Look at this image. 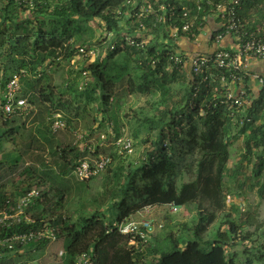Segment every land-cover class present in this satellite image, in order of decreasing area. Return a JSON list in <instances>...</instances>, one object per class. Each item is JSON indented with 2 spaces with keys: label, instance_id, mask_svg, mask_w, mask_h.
Here are the masks:
<instances>
[{
  "label": "trees",
  "instance_id": "trees-1",
  "mask_svg": "<svg viewBox=\"0 0 264 264\" xmlns=\"http://www.w3.org/2000/svg\"><path fill=\"white\" fill-rule=\"evenodd\" d=\"M0 1V29L8 26L12 31L7 48L3 52L2 86L11 75L19 71L25 72L26 75L21 79V95L27 98L32 106L33 102L38 105H50V116L59 112L67 130L71 128L72 120L84 119L88 115L90 104L98 101V106L90 109L101 115V124L107 123L106 128L109 129V123L112 122L108 111L114 97V84L113 79H108L104 74V65L99 58L93 62L86 60L83 67L74 71L76 77L59 86L57 97L51 79L44 75V70L50 68L57 60L70 63V60L77 58L78 45L86 51L91 48L92 42L81 41L79 36L81 26L89 22H97L104 34L113 35V43L121 38V33L130 36L137 25H129L128 30L121 28L123 14L127 11L126 0H31L32 9L23 4L17 5L14 0ZM157 4L174 7L177 15L181 5L192 9V15L197 14L201 21L200 29L196 30V25L192 30L196 35H199L205 26V22L201 20L203 15L206 13L208 16L212 12L203 4L204 12L196 13L195 0H157ZM25 12L29 13L28 16L23 15ZM239 12L247 29L254 30L259 27L264 34V0H240ZM22 15L26 20L21 21ZM253 16L258 20L253 21ZM125 21L128 24L130 22ZM153 22V17L143 21L146 28L142 31L149 29L148 33L156 36L154 40L146 43L145 52L126 44L123 47L116 46L109 52L112 57L122 53H125L127 58L134 57L135 67L141 72L138 76L139 85L135 87L139 93H145L150 86L160 91V98L154 104L156 113L144 116L140 122L146 127L147 133L143 143L148 144L143 157L137 165L127 163L125 167L120 168L124 170L123 187L116 192L120 201L112 202L108 207L109 210L118 212L107 217L95 210L89 216L82 214L76 221L71 222L61 213L65 198L64 189L59 188V193L52 197V189L47 187L41 191L40 201L33 209L32 216L37 221L36 225L18 226L13 228V231L37 229L41 226L40 221L48 216H55L54 213L59 208V215L51 223L57 238L62 240L64 254L60 264H74L76 258L82 254L89 255V264H237L235 255L229 253V249L235 246L242 247V255L246 257L245 264H264V246L255 240L256 236H264L260 233L264 223L258 220L257 213H246L244 220L239 223L230 213L224 214L226 199L231 196L230 188L224 181L231 141L244 136L245 152L234 168L235 175L249 165L253 156L258 160L260 167L264 165L263 153L253 151L264 145V92H259L253 102L251 121L244 122L242 126L234 124L225 116L223 106L218 103L214 105L219 101L213 93L215 87L219 89L217 83L206 87L200 85L197 78L183 79L180 74L182 70L170 67L163 60L154 68L149 66L147 57L154 54L157 38L161 41L168 39V23ZM177 24L180 26L181 21ZM20 31L25 33L18 34ZM214 34L212 33V37ZM179 35L192 40L188 33ZM168 69L170 70L167 71ZM82 72H86V77L91 78L92 82L78 89L79 82L84 80ZM178 78H182V87L179 94H176L171 92L168 84L170 79ZM195 87L199 89L198 95L194 93ZM129 92L133 91L130 89ZM31 114L34 113L31 112L28 116ZM259 119H263L262 123L256 125ZM35 120L43 130L36 129L38 137H31L24 154H34L44 167L45 147L50 156L58 155L57 176L59 182H62L72 173L77 159L84 154L72 147V141L64 142L59 139V142L54 144L50 117H44L40 111ZM23 127V124L14 127L10 125L9 119H4L0 125V149L3 143H14ZM233 128L236 129L234 134ZM111 130L119 135L114 127ZM137 137V134H133V138ZM34 144L37 145L38 152L32 151ZM113 155L120 161L127 159L116 156L115 152ZM22 156V153L13 157L8 154L5 156L3 161L8 164V172L18 170L22 164ZM109 157L111 165L113 157ZM2 164L4 162L0 161V167ZM179 167L185 171L187 181L177 185L174 178L178 173L180 176L184 173L179 172ZM36 169L29 166L21 170L20 175L27 176L26 181L19 182L18 191L9 197L0 193V207L7 200H16L29 190L38 189L37 187L45 184L43 178L37 176ZM257 196L264 200V181L257 189ZM131 204L134 205L131 207ZM167 205L175 208L195 205L197 218L191 226L180 225V231L186 233L188 239H184L183 233L178 236L168 233L164 237L168 246L163 250L158 249L156 239L149 241L139 250L140 246L136 248L129 245L130 237L121 235L112 225L128 218L141 207ZM229 208L231 212L238 211L236 203ZM221 214H224L223 223L205 239L208 228ZM250 228H254L253 232H250ZM45 246V242H35L25 248V252L38 251ZM155 255L157 259L152 263L149 259ZM5 261L0 260V264Z\"/></svg>",
  "mask_w": 264,
  "mask_h": 264
},
{
  "label": "rangeland",
  "instance_id": "rangeland-1",
  "mask_svg": "<svg viewBox=\"0 0 264 264\" xmlns=\"http://www.w3.org/2000/svg\"><path fill=\"white\" fill-rule=\"evenodd\" d=\"M2 3V1H0ZM29 13L25 12L28 16ZM21 17L22 20H26L24 17ZM253 21H257L258 18L253 16ZM24 26V25H23ZM3 27L0 29V92L3 88V71H2V63L3 60V52L7 48V44L9 41V36L11 35V29ZM12 27V26H11ZM30 29L28 30L29 33ZM210 32L209 25H205L197 38V43L204 41L205 37L208 36ZM24 31H20L18 34H24ZM81 41H91V47H94L95 56H89V58L80 57L73 61L70 60V63H65L62 60H57L52 63L50 68H46L44 70V75L50 77L52 85L54 86L56 96L57 92H59V86L65 83L68 80H71L76 77L74 71L83 67L86 64V60H90L91 62L95 60V58L106 59V56H109L108 52H112L109 49L110 42L108 39L104 40L103 38V30L98 27L97 22H89L86 25L81 26V31L79 33ZM98 40L100 42H98ZM80 41V42H81ZM102 41V42H101ZM79 42V41H78ZM81 44V43H80ZM80 46V45H78ZM107 56V57H108ZM134 58H127L125 53L114 56L112 59H107L105 63V67L103 69L104 74L108 79H113L112 83L114 84V97L109 106L108 117L111 120V124L109 123V127H114L118 134L123 136H128L132 139L134 145V154L132 157L123 159L120 161L117 159L113 153L114 148L111 146L112 137L109 132L111 130L106 128V124H101V115L97 114L94 110H91L92 107L95 109L98 106V101L90 104L88 115L85 116L84 119H75L72 120L71 128L69 130L64 129L60 132L53 133V142H59V139L64 142L73 141V130L79 129L86 133H88V138L90 139V145H96L98 142H102V147H97L98 153L104 156H112L113 163L110 167L102 173L100 176L93 178L89 181L80 182L76 178H74L71 173L69 176L65 177L62 182H59L58 174V166H59V156L58 155H49L48 149L45 147L43 163L45 167L40 164V160L36 159L32 154L25 155L24 152L26 150V145L30 143L31 137H38L36 134V129L43 130V127L38 124V121L35 120V117L38 112H42V115L46 118L51 117L50 114L52 112V108L48 104L38 105L37 102H33V113L30 116L19 119L16 117H10L9 122L10 125L14 127H20L22 124L24 127L19 130V134L14 143H3L0 149V161L4 162L0 167V193L6 197H9L10 194L18 191L19 182H25L27 176H21L20 172L24 168H28L29 166L36 167L37 176L43 178L45 184L37 187L40 190H46L47 187L51 188L50 196H54L59 193V188L64 189V204L63 210H61L62 215L65 218H68L71 222L76 221V219L80 215L89 216L95 210H99L107 217L112 214L115 215L118 210H109V205L112 202L118 203L120 201V197L116 195V192L123 187L124 181V170L120 169L121 167H125L127 163H131L132 165H137L138 162L143 157L147 145L144 144V138L147 136L145 126H142L140 122L142 121L144 116H150L156 113L154 104L160 98V91L156 90L153 87H149L145 93H139L135 87L139 85L138 76L140 75V70L136 69ZM112 77V78H109ZM183 79H185L184 75ZM87 80V83H91V78L84 77ZM182 78H178L176 80H169V87L172 89L171 92L179 94L180 89L182 87ZM46 83V82H44ZM130 89L133 92H129ZM22 90V85H21ZM99 92L97 93V97ZM175 99V97L173 98ZM91 108V109H90ZM264 114V113H263ZM62 116V115H61ZM63 117V116H62ZM263 119H259L256 122V125H260ZM3 122V118L0 116V125ZM236 129L233 128V134L236 133ZM133 134H137L138 137L133 138ZM19 135L21 138H19ZM105 136L104 140H101V136ZM116 135V134H115ZM152 140V138H151ZM244 136H239L236 140H232L229 147V161L227 164L226 174L224 181L226 185L230 188L231 196L226 199V210L224 214L230 213L232 218L237 220V223L244 220V216L246 213H257L258 220L264 223V200H261L257 196V189L259 185L264 181V165L260 167L258 164V160L253 156L250 160L249 165H246L243 170H241L237 175L234 174V168L236 164L239 162V158L242 154H244L243 148ZM37 145H33L32 151L38 152L36 150ZM254 152L263 153L264 157V145H260L258 149L253 150ZM18 153H22V164L19 165L18 170L16 172H8V164L5 163L4 158L8 154L10 157L16 156ZM129 161V162H128ZM50 170V171H49ZM184 172L182 176L178 173L174 178L175 183L180 185L185 180L187 181V176L182 167H179V172ZM114 200V201H113ZM54 202V200H52ZM236 203L238 206L237 213L231 212L230 206ZM134 204H131V207ZM170 209L167 206H161L156 209V212H161L165 214V217L162 221L163 228L153 227L155 229V235L153 232L151 233V238L149 241L156 239L158 249H165L168 245L164 242V237L168 235V233H175L176 236L178 234L184 235V239L186 237V233L180 231V225L186 224L191 226L196 222V208L195 205H190L189 207L182 210L181 208H177L176 212H170ZM132 213L128 219L137 221L140 219L135 214ZM55 217L59 215V208L56 210ZM221 214L216 221L208 228L207 233L205 235V239H207L210 234L214 233L215 230L219 227L220 223H223V215ZM135 215V216H133ZM158 221V222H159ZM152 230V231H153ZM250 232H253L254 228L249 229ZM261 234L264 235V227L260 231ZM255 240L259 243L264 242V236H256ZM62 240L57 239L56 242L52 244H47L45 247L38 251H26L25 254L17 256L15 255L11 259H5L7 261L4 264H11L19 261H35L37 264H59L60 259L56 257V253L58 250L62 248ZM230 255H235L237 264H245V259L242 255V247L235 246L232 249H229ZM150 257V256H149ZM157 259V255L154 257H150V261L152 263ZM257 264V263H253Z\"/></svg>",
  "mask_w": 264,
  "mask_h": 264
},
{
  "label": "built area",
  "instance_id": "built-area-1",
  "mask_svg": "<svg viewBox=\"0 0 264 264\" xmlns=\"http://www.w3.org/2000/svg\"><path fill=\"white\" fill-rule=\"evenodd\" d=\"M17 5H25L32 9L31 0H14ZM207 6L211 13L220 20L212 33L214 37L208 38L214 45L212 52H187L180 48L178 40L182 38L180 34H190L193 42L197 39L192 30L200 29L201 21L196 15H192V9L186 5H181L180 12L175 14L174 7H165L157 4V0H126L125 7L127 11L123 18L129 21H137L136 30L142 31L145 28L143 21L153 17V24L168 23V39L164 40L163 45L155 50L154 54L148 56L149 66L154 68L161 60L166 61L170 67L178 70H184L188 67V78L199 80L200 85L211 87L217 83L219 89H213L216 98L215 102L223 106L225 116L238 126L244 122L251 121L250 111L253 108V102L257 94L264 92V74L251 71V65L257 62H264V34L259 27L247 29L240 16V0H195V11L204 12V6ZM208 16L206 13L202 19L206 22ZM177 20V21H176ZM181 21L180 26L177 22ZM171 23V24H170ZM108 38L111 34H104ZM130 36H121L117 42H112L108 46L110 50L116 46L123 47L128 45L139 51L145 52L146 43L143 39L135 40ZM226 39L228 43L220 46V43ZM117 44V45H116ZM78 56L89 58L95 56V50L91 47L89 50L77 46ZM73 58L75 60L78 59ZM25 72L19 71L11 75L4 84L0 92V116L4 119L16 117L23 119L32 111L33 106L27 98L21 95V79ZM84 80L79 82L78 89L87 85L86 72H82ZM217 92L219 94L217 95ZM195 95L199 94L198 87L194 89ZM51 132L56 133L64 130L65 121L59 112H55L50 117ZM112 127H109L111 130ZM109 134L112 137L111 146L114 148L116 156L120 158H130L134 154V145L128 136L121 134L115 135L111 130ZM72 147L76 148L84 156L79 157L72 171L74 178L80 182L100 176L106 171L111 163L109 156L98 153L97 147H102L103 143L90 145L88 133L75 129L73 130ZM105 136H101L104 140ZM40 189H31L16 200H7L0 207V260L11 259L15 255L25 254V248L35 242H45L52 244L57 241L55 229L51 223L55 219L46 217L40 221L41 226L34 230L13 231V228L20 226L36 225V219L32 216L34 207L40 201ZM156 206H144L136 211L140 219L137 221L124 219L119 223L114 222L113 227L117 228L121 235L129 236V245L139 247L141 250L144 245L149 243L153 230L152 221L147 218ZM174 213L177 208L170 206ZM161 228V226H159ZM264 246V242H263ZM64 251L58 250L56 257L62 258ZM6 260V261H7ZM11 264H37L35 261H19ZM74 264H89V255L82 254L78 256Z\"/></svg>",
  "mask_w": 264,
  "mask_h": 264
},
{
  "label": "crops",
  "instance_id": "crops-1",
  "mask_svg": "<svg viewBox=\"0 0 264 264\" xmlns=\"http://www.w3.org/2000/svg\"><path fill=\"white\" fill-rule=\"evenodd\" d=\"M126 19L123 18V20L121 21V28L125 29V30H128L129 29V25H134L136 23L137 25V21H130L129 24L126 23L125 21ZM220 22L219 19H217L215 17L214 14L211 13V15H208V19L207 21L205 22V25H209L210 27V32L208 34V36L205 37V40L204 41H201L199 43H197V39L194 40L193 42H189L186 38H180L177 42L178 44L180 45V48L182 50H185L187 52H212L213 49H214V45L209 41V37L211 36L212 32L215 30V28L217 27L216 24H218ZM253 23V22H251ZM146 28V27H145ZM149 29H146V31H140V30H136V27L135 29L133 30V33L131 34L132 37L136 38V39H143L145 43H148L152 40H154V38H156V36H152L150 35L149 33ZM121 36H124V33H121ZM111 37V38H109ZM108 38H105L104 36V32H103V38H105L104 40L108 39L107 41H109L110 43H112L114 40H113V35H110ZM160 37V35L158 36ZM198 38V36H197ZM120 39V38H119ZM100 42V41H98ZM102 42V41H101ZM163 42L164 41H161V39L157 38V45H156V49H159L161 45H163ZM228 43V41L226 39H224L221 43H220V46L222 45H226ZM94 48V47H93ZM109 53V52H108ZM108 56V55H107ZM106 56V59H102L101 62L103 63L104 67H105V63H106V60L107 59H112L113 57L111 55H109L108 57ZM116 56V55H115ZM97 58V57H96ZM95 58V59H96ZM134 58V57H133ZM88 62H91L90 60ZM93 62V61H92ZM251 71L253 72H258V73H261V74H264V62H257V63H253L251 65ZM170 69H168L167 71H169ZM182 76L184 75L185 78H188V67H186L183 71H181L180 73ZM60 132V131H59ZM71 142V141H70ZM161 206H156L154 207L153 211L150 213V215L147 216V218H149L152 223H153V227L155 225V227H157V230L159 229L157 225H160L162 226L163 223L160 222L164 219L165 217V214L164 213H161V212H156V209L160 208ZM167 207L170 209V206L167 205ZM182 210H185V208H181ZM137 211V210H136ZM170 212L171 209L169 210ZM178 212V211H177ZM136 216L137 213H135ZM135 216V215H133ZM139 217V216H138ZM160 219V221L158 220ZM159 221V222H158ZM163 228V226H162ZM161 229V228H160ZM155 229L152 231L153 234L155 235ZM186 239H188V237L186 236ZM63 251V249H60ZM59 250V251H60ZM61 260V258H60ZM61 263V261H60ZM59 263V264H60Z\"/></svg>",
  "mask_w": 264,
  "mask_h": 264
}]
</instances>
